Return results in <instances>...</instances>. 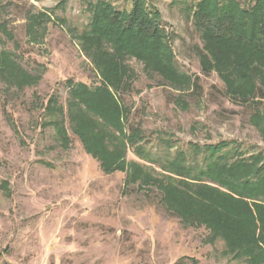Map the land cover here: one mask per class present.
<instances>
[{
    "label": "rangeland",
    "instance_id": "rangeland-1",
    "mask_svg": "<svg viewBox=\"0 0 264 264\" xmlns=\"http://www.w3.org/2000/svg\"><path fill=\"white\" fill-rule=\"evenodd\" d=\"M218 1L0 0V264H264V0Z\"/></svg>",
    "mask_w": 264,
    "mask_h": 264
},
{
    "label": "trees",
    "instance_id": "trees-1",
    "mask_svg": "<svg viewBox=\"0 0 264 264\" xmlns=\"http://www.w3.org/2000/svg\"><path fill=\"white\" fill-rule=\"evenodd\" d=\"M137 1H139V0H136V2H135V5H134L135 7L133 8V11L131 13V19L132 20L137 19L138 20V23H139L137 25H142L143 26V24H145L144 23L145 21H142L141 22V19H140L139 15L136 14V10H135V8L137 7L136 6ZM205 2H206V0H205ZM218 7H219V9L221 8L220 0L217 3V8ZM221 11H222V9H220V13H221ZM144 12L146 13V11H144ZM148 16H150V15H148ZM146 17H147V15H146ZM159 18H160V16H157V18H156V20H157L156 22L157 23L159 22V20H158ZM146 20H148V19H146ZM150 26H151L150 24L144 25V27L140 30V32H144V33L146 32L147 34L154 35L152 33L153 32L155 33L156 30H157V28L156 29H155V27L154 28H151ZM153 30H155V31H153ZM148 31H150V33ZM3 62L4 63L0 62L1 63L0 64V69H2L4 71H6V69H7V71H9V72L11 71V72H13V74L18 71L17 63H15L14 61H7L5 59V61H3ZM9 78H11V79L14 78L15 80L18 81V84L21 82V76L19 74H17L16 77H14V76L11 75V77H9ZM22 84H26V83H23L22 82ZM30 84L32 85L34 83L30 82ZM53 102H55L54 95H51V97L48 100H46V102H42V104H44V106H43L44 111L46 110L47 113L50 112L51 114H54L56 107L53 106L54 105ZM232 191L234 193H236V194L241 195V196L243 194H246L247 193V195H245V196L248 197V198H252L254 200H262L261 197H260L262 195H260V193H258V192H246V193H242V191H237L236 189H233ZM260 217H261L260 218V221L263 224V229H264V217L263 216H260ZM254 223H255V219L250 218L249 219V224L250 225H252V224L255 225ZM258 238H260V239H258ZM242 242L247 245V250H245V254L246 255L248 254V255L251 256V259L250 260H252L253 263L256 262L258 260V258L261 259V260H263V262H264V231H263V235H261L260 237H257V236H255V234L254 235L252 234L249 237L242 239Z\"/></svg>",
    "mask_w": 264,
    "mask_h": 264
}]
</instances>
